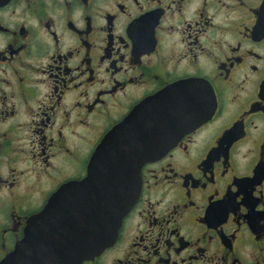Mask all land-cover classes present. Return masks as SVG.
Instances as JSON below:
<instances>
[{"label": "flooded vegetation", "instance_id": "flooded-vegetation-1", "mask_svg": "<svg viewBox=\"0 0 264 264\" xmlns=\"http://www.w3.org/2000/svg\"><path fill=\"white\" fill-rule=\"evenodd\" d=\"M113 134L141 191L82 264H264V0H0V264Z\"/></svg>", "mask_w": 264, "mask_h": 264}, {"label": "water", "instance_id": "water-1", "mask_svg": "<svg viewBox=\"0 0 264 264\" xmlns=\"http://www.w3.org/2000/svg\"><path fill=\"white\" fill-rule=\"evenodd\" d=\"M117 142L115 134L106 138L95 155L90 177L73 186L75 192L82 193L72 198L70 186L62 188L40 214L28 221L30 246L19 247L6 260L14 255L21 260L29 253L37 264H65L63 259H70L67 264H82L115 242L141 191V185L135 182L141 167L135 171L128 168V160L120 161L127 155Z\"/></svg>", "mask_w": 264, "mask_h": 264}]
</instances>
